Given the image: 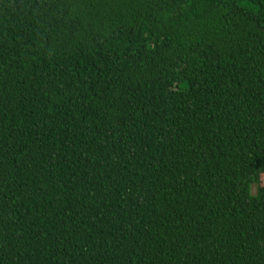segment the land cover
<instances>
[{
	"label": "trees",
	"instance_id": "trees-1",
	"mask_svg": "<svg viewBox=\"0 0 264 264\" xmlns=\"http://www.w3.org/2000/svg\"><path fill=\"white\" fill-rule=\"evenodd\" d=\"M263 179L264 0H0V264H264Z\"/></svg>",
	"mask_w": 264,
	"mask_h": 264
},
{
	"label": "rangeland",
	"instance_id": "rangeland-1",
	"mask_svg": "<svg viewBox=\"0 0 264 264\" xmlns=\"http://www.w3.org/2000/svg\"><path fill=\"white\" fill-rule=\"evenodd\" d=\"M264 181V179H263ZM252 194H255V187L252 188Z\"/></svg>",
	"mask_w": 264,
	"mask_h": 264
}]
</instances>
